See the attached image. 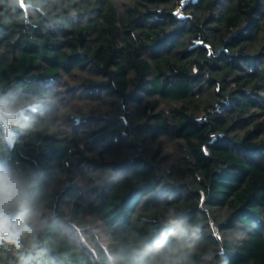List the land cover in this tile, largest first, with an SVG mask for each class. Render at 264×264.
<instances>
[{
    "label": "trees",
    "instance_id": "obj_1",
    "mask_svg": "<svg viewBox=\"0 0 264 264\" xmlns=\"http://www.w3.org/2000/svg\"><path fill=\"white\" fill-rule=\"evenodd\" d=\"M0 97L39 213L0 264H264V0H0Z\"/></svg>",
    "mask_w": 264,
    "mask_h": 264
},
{
    "label": "clouds",
    "instance_id": "obj_2",
    "mask_svg": "<svg viewBox=\"0 0 264 264\" xmlns=\"http://www.w3.org/2000/svg\"><path fill=\"white\" fill-rule=\"evenodd\" d=\"M33 109L17 108L6 98L0 97V127L7 130L6 140L13 143L10 130L13 125L21 120H27L26 112ZM30 192L29 186L21 177L13 171L0 167V242L21 247V239L35 231L39 213L30 209L27 204ZM173 224H181V221L172 219ZM195 231V230H194ZM186 227H178L172 232L177 238L180 247H194L193 239H185ZM161 240L156 245V255L145 264H181V260L175 256L177 248L164 247Z\"/></svg>",
    "mask_w": 264,
    "mask_h": 264
},
{
    "label": "rangeland",
    "instance_id": "obj_3",
    "mask_svg": "<svg viewBox=\"0 0 264 264\" xmlns=\"http://www.w3.org/2000/svg\"><path fill=\"white\" fill-rule=\"evenodd\" d=\"M76 98H78V97L76 96Z\"/></svg>",
    "mask_w": 264,
    "mask_h": 264
}]
</instances>
